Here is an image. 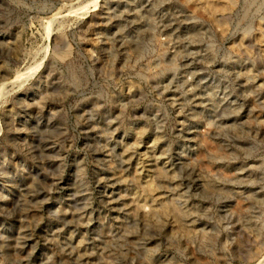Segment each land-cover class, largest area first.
Returning a JSON list of instances; mask_svg holds the SVG:
<instances>
[{
    "label": "rangeland",
    "instance_id": "1",
    "mask_svg": "<svg viewBox=\"0 0 264 264\" xmlns=\"http://www.w3.org/2000/svg\"><path fill=\"white\" fill-rule=\"evenodd\" d=\"M47 45L0 103V264L264 263V0H0V85Z\"/></svg>",
    "mask_w": 264,
    "mask_h": 264
},
{
    "label": "bare ground",
    "instance_id": "2",
    "mask_svg": "<svg viewBox=\"0 0 264 264\" xmlns=\"http://www.w3.org/2000/svg\"><path fill=\"white\" fill-rule=\"evenodd\" d=\"M95 1H94V5H95ZM218 4L214 5V4H210V7L212 9H216V7H220V6H217ZM92 6V5H91ZM221 8V7H220ZM77 14V13H76ZM50 29L52 27H49ZM48 28V29H49ZM46 30V29H45ZM47 32V33H46ZM45 33H46V37L47 39L52 35L51 31L50 30H47ZM53 32V31H52ZM45 37V36H44ZM48 45L44 48L43 50V57L38 61V62H35L34 65L24 69L23 71H16L15 74H14V77L12 78V80L10 81H7V82H4L0 85V103L3 101V99L7 96L8 93H10L11 91V88L13 87H20L23 85V83L25 81L28 80V78L30 77V75H33L34 73H36V71L40 68V66H42V63H43V60L45 58V56H47V53H48ZM42 53V52H41ZM9 87H11L9 89ZM0 129H1V124H0ZM264 260V259H263ZM259 264V262H258ZM261 264H264L263 262Z\"/></svg>",
    "mask_w": 264,
    "mask_h": 264
}]
</instances>
